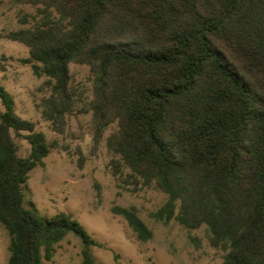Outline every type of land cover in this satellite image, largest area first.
I'll list each match as a JSON object with an SVG mask.
<instances>
[{"label":"trees","instance_id":"trees-1","mask_svg":"<svg viewBox=\"0 0 264 264\" xmlns=\"http://www.w3.org/2000/svg\"><path fill=\"white\" fill-rule=\"evenodd\" d=\"M2 1V0H0ZM37 7L35 24L7 38L29 48L50 96L43 115L62 132L76 105L70 64L94 78L93 138L106 129L116 175L168 196L156 220L205 225L223 264H264V0H13ZM26 132L18 155L12 133ZM53 145L16 112L0 84V224L8 264H45L69 235L95 264L96 242L65 212L44 219L24 206L30 173ZM138 238L152 231L134 208L115 206Z\"/></svg>","mask_w":264,"mask_h":264},{"label":"rangeland","instance_id":"rangeland-1","mask_svg":"<svg viewBox=\"0 0 264 264\" xmlns=\"http://www.w3.org/2000/svg\"><path fill=\"white\" fill-rule=\"evenodd\" d=\"M36 18V6L0 1V84L13 97L17 114L33 122L53 145L44 165L30 173L24 206L36 209L44 219L62 212L72 215L96 242L91 249L95 264H223L227 251L213 246L207 226L191 230L176 220H156L153 214L167 202V194L155 185L137 186L116 175L115 156L107 148L116 123L95 145L88 111L94 78L88 65L70 64L76 105L66 114L62 132L44 117L48 78L36 76L32 63L24 62L30 58L27 46L7 38L10 32L32 27ZM26 134L12 133L21 157L30 153ZM115 206L134 208L152 238L140 240L125 218L113 213ZM9 246L10 236L0 224V264H8ZM45 264H84L81 240L69 235Z\"/></svg>","mask_w":264,"mask_h":264}]
</instances>
